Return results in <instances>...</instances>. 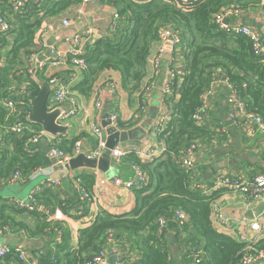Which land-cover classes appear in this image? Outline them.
<instances>
[{
	"label": "trees",
	"instance_id": "trees-1",
	"mask_svg": "<svg viewBox=\"0 0 264 264\" xmlns=\"http://www.w3.org/2000/svg\"><path fill=\"white\" fill-rule=\"evenodd\" d=\"M80 1L41 0L36 3L30 0L22 12L15 13L7 0H0V8L7 12L13 24L9 31L0 34V61L3 60L0 65V125L5 123L8 113L4 105L5 99L12 96L15 101L20 102L22 87L26 85L31 91V97L39 92L38 84L26 68L22 70L18 66L22 62L20 51L31 45L38 28V23L32 20L33 14L44 12L55 15ZM103 1L119 8L120 31L115 37L100 38L88 45L83 55L86 68H80L83 78L74 83L72 89L92 96L99 75L105 71L117 70L126 89L133 93L138 91L146 77L152 45L158 40L160 29L165 24L179 28L183 36V60L186 66L181 82L176 73V96L168 99L172 114L165 129L158 133L166 149L151 161H145L133 152L126 154V160L138 165L147 177L136 188V203L129 212L112 214L103 211L92 221L90 208L84 202L82 207L76 209L80 211L83 208V216L71 215L70 209H74L75 205L71 200L62 198V185L48 186L39 192L36 196L38 206L48 207L51 214L55 213V217L57 210H61L63 216L66 214L74 219L80 217L87 225L80 229L76 245L72 243L71 232L66 233L65 241L57 244L56 250L40 253L37 264H83L105 245V237L111 230L118 232L116 238L122 239L124 249L138 255L139 264H190V250H185L186 254L180 257V252L174 254V244L179 250L194 245L203 247L208 264H236L243 244L230 235L219 232L210 215L212 201L218 199L221 191L226 189L205 194L196 169H186L176 158L193 142L198 143L214 135V130L206 123H197L193 114L201 104L202 92L209 87L218 68L223 75L238 84L249 109L264 119V54L254 53L252 42L247 36H234L215 22L216 16L228 7L243 10L259 7L264 12L262 0ZM10 32L16 33L17 38L5 54L3 49L6 50L5 42ZM56 75L66 79L71 71ZM38 76L47 82L49 80L40 71ZM175 99L177 101L172 102ZM24 103L19 104L26 108L28 104ZM22 118L34 128H40V125L28 121L27 117ZM0 133L4 140L13 143L14 148L13 152H9V157L3 155L4 149H0V166L4 176L16 167L22 168L28 175L38 167L52 164L49 143L42 141L34 145L32 153H28L24 143L30 133L17 135L3 129H0ZM60 138L62 141L58 142L56 139L55 144L65 152L72 153L77 138L69 139L65 135ZM75 177L81 181L86 191H92L94 175L84 172ZM3 206L16 208L9 203H4ZM176 210H183L189 216L183 226L174 219ZM33 213L38 217L43 212L37 210ZM161 216L167 218V226L162 230L158 224ZM87 217L89 221H84ZM256 245L264 250V239H260ZM2 261L5 264H27L16 255L9 254Z\"/></svg>",
	"mask_w": 264,
	"mask_h": 264
},
{
	"label": "crops",
	"instance_id": "crops-1",
	"mask_svg": "<svg viewBox=\"0 0 264 264\" xmlns=\"http://www.w3.org/2000/svg\"><path fill=\"white\" fill-rule=\"evenodd\" d=\"M80 2L71 4L64 11L55 15L44 12L33 14L32 20L38 23V28L31 45L20 51L19 56L22 62L18 63V66L22 70L33 59L43 63L42 68L38 69V72H42L46 79L56 73L66 74L67 71H71L73 75L77 73L73 83L81 81L83 78L82 71L69 58L66 64L54 65L51 62L52 51L51 55L47 56L50 42H54L53 51H65L75 45L67 42L64 38L89 30L90 37L84 40L81 45L82 48L87 50L91 42L104 37L112 38L117 35L120 31V13L117 6L107 1L89 0L83 3L82 6ZM262 4H264V0H262ZM80 6L83 12L78 14L77 10ZM244 11L245 14L235 16L236 21L243 24H251L264 37V12L259 7L244 9ZM65 19L71 21L68 26L63 23ZM12 21H14V18ZM16 38L17 34L10 32L5 42L6 50L3 49L5 54L12 48ZM160 48H163L164 51L170 48L169 42L156 41L152 45L148 67L145 71L146 77L140 86V88L151 86V90L147 94L145 112L139 114L138 92L133 93L131 90L126 89L122 84L121 74L117 70L105 71L97 79V82H102L104 87L102 105L100 107L95 105L92 96L75 91L78 95L79 111L76 115L65 118L63 123L67 124L68 130L63 135H66L69 139L77 138L76 140H83L82 149L85 150V156L87 152L96 149L98 145V139L93 133L95 122L104 130L106 141L109 139L113 145H117L125 151L132 146H138L139 148H154L157 156L164 153L166 149L164 141L159 139L158 134L154 130L164 110L163 87L171 69L176 70L178 81L181 82L186 63L183 60V54H185L183 50L175 54L172 51L170 54L172 59L163 56L160 65L155 67L153 60ZM178 55H180V60L175 59ZM43 56L47 57L44 61H40L39 59ZM1 64H3L2 61H0ZM227 91L225 88H220L218 93L210 98L211 105L206 122L214 126V135L209 139L199 141L196 150L195 169L203 182L202 185L205 186L212 185L216 174L241 176L250 179L258 173L264 172V133L249 134L248 129H250L251 124L244 127V125L235 123L231 118V112L235 110V106L229 101ZM61 106L65 107L66 111L69 110L68 104L64 103ZM169 111L170 117L172 109L169 108ZM108 121L109 124H107ZM1 148L2 151L3 149L5 150L3 155L8 157L10 156L9 152L14 150L13 143L7 140L2 141ZM104 150L99 157L92 160L85 157L81 159L76 157L70 163L71 168H66L67 171L69 170L74 175L84 172L94 175L95 184L93 189L97 193V201L95 204L92 203V205L86 201L84 202L86 207L90 208L91 216L94 212L108 211L112 214H122L131 211L136 203L135 190L140 186L135 184L128 188L116 185L114 183V178L116 177L121 178L124 182L136 180L133 163L126 160L127 157L118 163L112 155L105 153ZM62 172L61 169L58 170V173ZM44 179L45 177L34 179L37 183L32 188L40 184ZM58 180L62 185L60 187L62 189L60 190L62 198L71 200L75 205L74 209H70L71 215L83 216V208L80 211H76L77 208L82 207L83 203L80 199L82 192L79 190V184L69 179L67 172L65 175L62 173ZM32 181L30 180L24 184L0 182V199L2 200V203L0 201V220L10 222L17 232L14 235L6 236L2 243L5 242L13 247L22 248L31 257L33 264H37L40 253L45 254L49 250H56V245L65 241L66 233L71 232L72 243L76 245L79 231L87 223L83 222L80 217L74 219L66 216V214L63 216L61 210L56 211L57 216L55 217V213H52V215L48 207L44 206H39L35 210L43 212L38 217L33 213L35 211L22 208V210H18L20 208H11L9 206L2 207V204L9 203L8 198L25 200L32 191L31 188L25 195L26 187ZM221 193L218 199L228 215L239 216L251 222L264 213L263 202L247 201L239 191L226 189L221 191ZM88 217L84 221H89ZM262 227L261 239H264V224ZM232 229L239 232L238 227L232 226ZM232 229L231 227H228V229L217 228L221 233L235 236L236 234ZM253 232L249 231L251 234ZM31 240L41 241L42 246L35 248L29 245ZM44 249L47 250L44 251ZM120 249L121 247L116 245L110 247L106 264H119L117 258L120 254ZM179 252L181 254L180 257L186 254L185 249H178ZM112 257H115V259L110 262Z\"/></svg>",
	"mask_w": 264,
	"mask_h": 264
},
{
	"label": "built area",
	"instance_id": "built-area-1",
	"mask_svg": "<svg viewBox=\"0 0 264 264\" xmlns=\"http://www.w3.org/2000/svg\"><path fill=\"white\" fill-rule=\"evenodd\" d=\"M29 1L30 0H7L8 4L11 6V10L15 13L22 12L25 5ZM34 1L36 3H39L41 0ZM87 1L89 0H82L80 2V5L82 6V4ZM133 1L142 2L147 0ZM81 6L77 10L78 14H81L83 12ZM243 14H245V11L243 9L228 7L216 16L215 22L219 25L221 29L228 31V33L234 36H247L252 42V48L254 53L257 55L264 54L263 35L256 28L236 21L235 16ZM225 19L228 20L227 23L224 22ZM63 23L68 26L71 21L65 19ZM11 28L12 22L8 17L7 12L3 11L0 8V34L6 33ZM88 37H90L89 30L84 31L81 34H76L72 37L64 38L67 42L73 43L75 46L68 48L65 51H53L52 49L51 62L54 65L66 64L69 58V60H71V62L75 64L78 68H86L85 60L83 59V55H85L86 50L82 48L81 45L84 40H86ZM157 41H168L169 46L174 52V54L179 53L180 50H183L182 32L179 28H176L173 25L165 24L159 31ZM92 43L93 42H91L90 44ZM163 56L164 49L160 48L159 52H156L155 58L153 60L155 67H158L160 65ZM175 59L180 60V55L176 56ZM1 61L3 62V60ZM42 66V62H38L37 60L31 59L29 65L26 66L25 70H27L29 75H32L35 72L36 68L40 69L42 68ZM176 73L177 72L175 69L170 70L167 80L163 87L164 110L154 129L157 134L164 130L167 123L169 122H167V120L169 118L168 112H170L169 108L171 103L169 104L168 99H171L176 96L174 92V79L176 78ZM76 75L77 73H74V75L71 73L70 76L64 79L56 74H53L49 77L48 80V83L53 86V90L51 91L48 97V109H54L55 107H59L64 103L68 104L69 106V110H67L64 116L61 118L62 123L65 118L67 119V117L74 116L79 111L78 95L72 89ZM220 88H225L229 91V101L235 106V110L231 112V118L235 121V123L244 125V127H247L249 124H251L250 129H248L249 134L256 132L264 133V119L262 118V116L249 109L247 101L241 95L238 84L229 79V77H227L226 75H223L220 68L215 70V74L212 77L209 87H207L202 92L200 96L201 104L197 108L196 112L193 114L194 120L199 124L206 123L211 129H214L213 125L208 124L206 122V117H208L209 115V109L211 105L210 98L217 94ZM150 90L151 86H143L137 91L139 114L146 111L147 94L150 92ZM103 92V83L96 82L92 94V99L97 107H100L102 105ZM32 98L33 97H31V91L28 90L26 85L22 87L21 98L19 100L20 102L15 101L12 96H9L7 99H5L4 105L6 106L8 113L6 121L4 124L0 125V129H3L5 132L16 133L17 135H23L25 132L30 133V137L24 143V148L28 153H32L34 151V145L39 144L45 139L47 143L51 145L50 152H52L57 157L58 163L61 164L64 169H66L69 161L72 158L78 156L83 151V140H76L74 142L72 153L65 152L64 149L60 148L55 144L56 139H58V142L62 141V138L60 137H62L63 134L51 135L47 133L42 128V126H40L39 129L34 128L31 124L24 120L22 117H27L32 112V107L30 105V100ZM173 101H177V99L172 100V102ZM24 102L28 104V106L26 107L28 108V110H25L26 108L20 105L25 104ZM113 117L114 119H116L115 116ZM93 133L94 136L98 139V145L96 149L86 153L87 157L90 159H95L99 157L102 151L106 148L107 142L104 130L96 122L93 125ZM3 140L4 139L0 133V149H2L1 145ZM197 146L198 143L193 142L186 148V150L182 154H179L176 158L177 161L186 169L195 168ZM131 152L136 153L145 161H151L158 157L156 150L152 147L139 148L138 146H132L130 149L125 151L117 145H115V147L111 150V155L119 163L124 160L126 154ZM133 166L136 172L135 181L124 182L121 178L116 177L114 178V183L118 186L128 188L134 186L135 184L141 185L142 183H144L147 180L145 172L135 163H133ZM53 167V163L46 167H38L28 175L23 172L22 168L16 167L13 168L10 173L7 174V176H4L1 172L0 166V182L24 184L29 182L30 180H34L39 177H45V179L40 184L36 185L32 189L28 196V200H14L8 198L9 203L16 206L17 208L35 211L39 207L37 204L36 197L39 192H41L48 186H61V182L58 179L52 178V175L54 173ZM67 177L74 181V183L76 182L79 184V190L82 192L80 199L83 202L86 201L90 205H92V203H96L97 193H95L94 189L91 192L86 191L83 188L81 181L79 179H75V175L71 174L69 170L67 171ZM202 188L203 192L208 195L219 189L239 191L242 193L244 199L247 201H259L264 203V172L258 173L250 179H246L241 176L235 177L227 174H216L212 185H202ZM0 201L2 203L1 199ZM98 214V212H94L90 220H95L94 217ZM210 215L213 225L216 229L218 227L224 229H228V227H231L232 229V226L239 228V232H236L232 229L236 234L235 236L230 234L231 237L243 244L242 248L239 251V261L236 264H264V250L259 249L256 245L261 239V234L263 230L262 225L264 224V213L258 216L257 219L248 222L244 218H241L239 216L226 214L219 199H215L211 203ZM174 219L176 222H178L180 226H183L187 223L189 216L183 210H176L174 212ZM5 222L6 221L4 220H0V264H5L2 261V258H4L8 254L16 255L20 260L25 261L27 264H33V260H31V257H29L22 248L13 247L5 242L2 243L6 236H11L17 233L16 228L11 226L10 222ZM158 224L160 230L164 229L167 226V218L165 216H161L158 219ZM249 231L254 232L253 234H251L249 233ZM122 243V239L116 238L115 231H109L107 233V236L105 237V245L97 253L93 254V256L89 260L85 261L83 264H106L109 253L108 250L112 245L121 247L120 254L117 258V262L119 264H139L138 255L128 252V249H124L122 247ZM185 250L187 252L190 250V264H208L206 259L204 258L205 251L203 247H197L194 245L190 248L185 247Z\"/></svg>",
	"mask_w": 264,
	"mask_h": 264
},
{
	"label": "water",
	"instance_id": "water-1",
	"mask_svg": "<svg viewBox=\"0 0 264 264\" xmlns=\"http://www.w3.org/2000/svg\"><path fill=\"white\" fill-rule=\"evenodd\" d=\"M224 22L227 23L228 20L225 19ZM246 25L252 26L251 24H248V23H246ZM252 27H254V26H252ZM53 44H54V42L51 41L50 46H49V52L47 53V56L51 55ZM164 52H165L164 53L165 58L167 57L168 59H172V57L170 56V54L172 53L171 48L165 49ZM47 56H43L39 60L44 61ZM31 77L38 84L39 92L37 93V95L35 97H33L30 100L32 112L27 116L28 121L42 126V128L47 133H49L51 135L65 134L68 130V126L61 122V118L67 112L65 107L59 106V107H55L54 109H48V107H47L48 97H49L51 91L53 90V86L38 76V68H36L35 72L31 75ZM227 93L229 94V91H227ZM107 124H109V121L107 122ZM43 142L47 143V141L45 139ZM114 147H115V145H113L108 139L106 142V148L104 150L105 153H108L109 155H111V150ZM84 154H85V150H83L76 157L77 158L80 157V159L84 158V157L88 158V157H86L87 155L85 156ZM49 155H50L52 162L54 164L53 168L55 171V173L52 175V178L59 179L61 177L62 173L65 175V173L67 172V169H64V167L58 163L57 157L52 152H49ZM76 157H74V158H76ZM74 158H72L69 161L66 168H68V169L71 168L70 163ZM88 159H90V158H88ZM90 160H92V159H90ZM59 169H61L63 172L58 173ZM261 208H262V206H261ZM263 208H264V204H263ZM29 245H32L35 248H39L42 246V243H41V241L31 240L29 242ZM46 250L47 249H44V251H46ZM173 250H174V254H178V246L176 244L173 245ZM114 259H115V257H112L110 259V262H113ZM257 264H259V263H257Z\"/></svg>",
	"mask_w": 264,
	"mask_h": 264
},
{
	"label": "rangeland",
	"instance_id": "rangeland-1",
	"mask_svg": "<svg viewBox=\"0 0 264 264\" xmlns=\"http://www.w3.org/2000/svg\"><path fill=\"white\" fill-rule=\"evenodd\" d=\"M169 119H170V117L168 118L167 122L169 121ZM36 183H37V181H36V180H33V181L30 183V185H28V186L26 187V191H25L24 194L26 195V193H28V191L31 190V188L33 187V185L36 184ZM32 189H33V188H32ZM25 200H28V197L25 198Z\"/></svg>",
	"mask_w": 264,
	"mask_h": 264
}]
</instances>
